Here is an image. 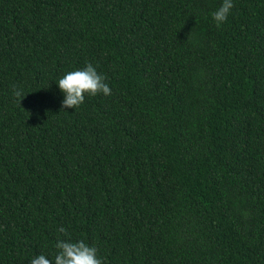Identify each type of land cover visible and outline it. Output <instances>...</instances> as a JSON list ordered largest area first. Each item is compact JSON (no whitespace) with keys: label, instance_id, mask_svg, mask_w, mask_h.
Returning a JSON list of instances; mask_svg holds the SVG:
<instances>
[{"label":"trees","instance_id":"16d2710c","mask_svg":"<svg viewBox=\"0 0 264 264\" xmlns=\"http://www.w3.org/2000/svg\"><path fill=\"white\" fill-rule=\"evenodd\" d=\"M232 2L0 0V264H264V0ZM89 63L111 94L62 108Z\"/></svg>","mask_w":264,"mask_h":264},{"label":"clouds","instance_id":"9594fccd","mask_svg":"<svg viewBox=\"0 0 264 264\" xmlns=\"http://www.w3.org/2000/svg\"><path fill=\"white\" fill-rule=\"evenodd\" d=\"M234 7L232 0H222L221 6L212 14L216 26L226 22L230 10ZM106 77L99 74L91 63L87 64L82 70L67 72L57 82L60 91L64 94L62 108H78L84 103L85 96H96L111 94L109 85L105 82ZM20 95L19 92L16 93ZM61 233L65 229H59ZM57 254L54 257V264H103L98 256L97 248L89 246L83 240L76 242H66L58 240L55 245ZM30 264H53L45 255H39L30 261Z\"/></svg>","mask_w":264,"mask_h":264}]
</instances>
